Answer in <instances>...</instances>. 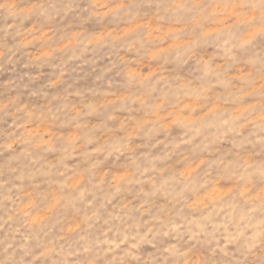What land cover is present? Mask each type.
<instances>
[{
    "label": "rangeland",
    "instance_id": "rangeland-1",
    "mask_svg": "<svg viewBox=\"0 0 264 264\" xmlns=\"http://www.w3.org/2000/svg\"><path fill=\"white\" fill-rule=\"evenodd\" d=\"M0 264H264V0H0Z\"/></svg>",
    "mask_w": 264,
    "mask_h": 264
}]
</instances>
